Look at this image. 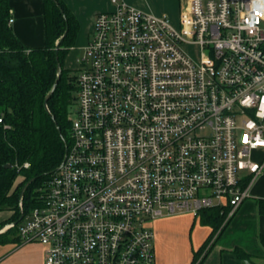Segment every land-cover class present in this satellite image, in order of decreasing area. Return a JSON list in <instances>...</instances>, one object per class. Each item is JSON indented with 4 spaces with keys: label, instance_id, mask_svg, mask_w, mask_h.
Wrapping results in <instances>:
<instances>
[{
    "label": "built area",
    "instance_id": "built-area-1",
    "mask_svg": "<svg viewBox=\"0 0 264 264\" xmlns=\"http://www.w3.org/2000/svg\"><path fill=\"white\" fill-rule=\"evenodd\" d=\"M109 1L76 59L63 159L0 230L43 264H156L154 222L228 220L264 173V0H182L176 28Z\"/></svg>",
    "mask_w": 264,
    "mask_h": 264
},
{
    "label": "trees",
    "instance_id": "trees-1",
    "mask_svg": "<svg viewBox=\"0 0 264 264\" xmlns=\"http://www.w3.org/2000/svg\"><path fill=\"white\" fill-rule=\"evenodd\" d=\"M9 2L0 0V213L9 211L11 215L0 222V230L10 222L18 223L20 203L24 214L35 207L39 189L61 163L71 138L67 117L77 94L76 77L64 62L77 38V18L62 0H41L44 44L26 48L9 24ZM66 28L56 55L55 44ZM58 65L60 78L47 100L46 110L43 103L57 79ZM25 163L28 167L23 166ZM18 179L21 181L14 188ZM30 180L20 201L21 188ZM256 207L259 215H264V197L256 200ZM226 214L227 210L220 214L219 209L201 212L198 222L211 231L193 252L191 264L203 263L230 219L223 223ZM16 232L13 227L0 234V246L19 244ZM259 243L264 249V234L259 235ZM233 252L238 258L248 259V254L238 247Z\"/></svg>",
    "mask_w": 264,
    "mask_h": 264
},
{
    "label": "crops",
    "instance_id": "crops-1",
    "mask_svg": "<svg viewBox=\"0 0 264 264\" xmlns=\"http://www.w3.org/2000/svg\"><path fill=\"white\" fill-rule=\"evenodd\" d=\"M62 1L66 4L72 15L77 18L78 34L73 48L82 51L91 37L96 15L112 10L111 2L109 0ZM123 1L131 7L146 13H152L163 17L167 16L172 19H178L179 21L182 0ZM9 4L11 7L10 14L12 19L11 29L16 38H18L26 48L43 46L44 18L43 3H41V0H10ZM248 192L251 197L249 196L228 220L226 227L218 234L216 243L208 252L209 254L205 259H203L202 264H264V249L259 243V235L264 234V215H259L256 207V200L264 197V173L253 181ZM10 215L11 213L8 211L5 213L1 212L0 222L7 220ZM179 220L184 221L176 217L156 221H160L162 224V226L158 228L160 232L156 235L154 234V255L156 264H191L193 252L197 251L204 243L205 236L209 233H207V231L200 237L201 240L196 242V246L192 244L189 249L183 243V246H180L182 251L179 252L176 246L177 241L175 240L176 242H174L171 237V232H173V228H175L173 226L177 225L176 222ZM198 223V221L192 219V223L187 222L185 225L183 224L184 230L181 231V233H183L182 237H185L190 226L192 228V233H196V225H198ZM202 231L203 230H200V232ZM209 231H211L210 228ZM199 234L200 233H198V235ZM5 246H11L13 248L8 252V254H10L17 252L18 249L20 250L23 245L7 244ZM236 247L248 254V259L238 258L233 252V249ZM200 260L201 258L197 263H199ZM3 262H1V264H9V262ZM20 264H43V257L39 255L37 256L36 262H31L27 259Z\"/></svg>",
    "mask_w": 264,
    "mask_h": 264
},
{
    "label": "rangeland",
    "instance_id": "rangeland-1",
    "mask_svg": "<svg viewBox=\"0 0 264 264\" xmlns=\"http://www.w3.org/2000/svg\"><path fill=\"white\" fill-rule=\"evenodd\" d=\"M169 19H170V22L173 25V27L176 28L177 25H178V19H174V18L172 19L171 17H169ZM186 49L191 55H193V57H196L199 54V51L196 48L187 47ZM81 52H82L81 50H78V49L76 50L74 48L73 49L71 48L69 50L65 60H64L65 67L67 69L71 70L72 75H73L74 71L76 70V64H77L76 59L81 54ZM252 158L257 160V159L260 158V155L259 154H254L252 156ZM20 181L21 180H19V179H18V181H16V184H15L14 188L16 187V185L19 184L18 182H20ZM250 197H251V195H250ZM2 213H5V212H2ZM176 218L184 220V221H181V220L177 221L176 222L177 225L173 226L175 228H173V232H171V237H172L173 241L174 242L177 241L176 242V246H177V249H178L179 252L182 251V249H180V246H183V243L185 244V246H187V248L190 249V246L192 244L194 246H196V242L201 240L200 237H202L204 232L207 231V233L208 232L210 233L209 227L201 225L200 223H198V225H196L197 228L194 227L197 230L196 233H194V232H193L194 234L192 233V228L190 226L188 228V230H187V233H186L185 237H182L183 233H181V231L184 230L183 224L185 225L187 222L192 223V218L189 215H186V216H183V217L176 216ZM196 221H198V220H196ZM223 223L224 224L226 223V219L224 220ZM152 225H153L152 226L153 227V232L156 235L157 233L160 232L158 230V228L160 226H162V224H161L160 221H158V222H156V223H154ZM190 228H191V230H190ZM200 230H203V231L200 232ZM175 231H176V233H175ZM198 233H200V234L198 235ZM209 233L207 234V236L209 235ZM207 236H205V241L207 240ZM156 242H157V240H156ZM12 249L13 248L11 246H1L0 247V264L4 260L5 261L3 263H8L9 262V264H20V263H23L27 259L29 261H31V262L32 261L36 262L37 256L40 255V257H41V255L43 254V250H44L43 246L41 244H39V243L23 244V246L21 247L20 250L18 249L17 252L8 254V252H10ZM1 257H3V258H1Z\"/></svg>",
    "mask_w": 264,
    "mask_h": 264
},
{
    "label": "water",
    "instance_id": "water-1",
    "mask_svg": "<svg viewBox=\"0 0 264 264\" xmlns=\"http://www.w3.org/2000/svg\"><path fill=\"white\" fill-rule=\"evenodd\" d=\"M60 12H62V11L60 10ZM66 34H67V28L64 30V34L62 35L61 39H59V41H57L56 44H55V47H56V48H55V54H56V55H57V53L59 52V49H60L59 46H60V44L62 43V40H63V38L66 36ZM56 60H57V58H56ZM57 71H58L57 79H56V81H55V83H54L52 89L49 91V94H48V96L46 97V99H45V101H44V103H43L44 108H46L47 100H48V98L50 97V95L53 93L52 91L54 90V88H55V86H56V84H57V82H58V80H59V78H60V77H59V73H60V66H59V65L57 66ZM46 110H47V108H46ZM66 147H67V146H65L64 152L66 151ZM31 181H32V180L26 182V184L21 188V192H20V194H19L20 201H21V199H22V196H23V193H24L25 189L27 188V186L30 184ZM20 219H21V218H20Z\"/></svg>",
    "mask_w": 264,
    "mask_h": 264
}]
</instances>
